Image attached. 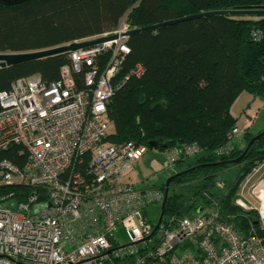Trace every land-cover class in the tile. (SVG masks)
I'll return each instance as SVG.
<instances>
[{"label":"built area","instance_id":"1","mask_svg":"<svg viewBox=\"0 0 264 264\" xmlns=\"http://www.w3.org/2000/svg\"><path fill=\"white\" fill-rule=\"evenodd\" d=\"M131 29L125 15L114 30L74 41L115 36L68 52L56 80L35 74L0 91V264H264V194L253 207L244 194L264 188V175L251 180L261 167L236 203L257 212L263 236L214 208L163 219L153 233L149 209L161 212L164 187L131 172L151 149L108 140V102L146 72L142 63L123 71ZM242 132L236 124L230 141ZM13 149L22 163L2 156ZM156 150L169 166L201 152L196 143ZM23 187L39 191L18 201L12 188Z\"/></svg>","mask_w":264,"mask_h":264},{"label":"trees","instance_id":"2","mask_svg":"<svg viewBox=\"0 0 264 264\" xmlns=\"http://www.w3.org/2000/svg\"><path fill=\"white\" fill-rule=\"evenodd\" d=\"M214 10H264V0L0 2V52L43 50L112 31L125 15L132 28H142ZM128 44L131 52L123 71L142 63L146 72L130 79L108 102L113 123L108 140L147 146L158 141L162 151L196 143L201 152L193 161L175 164L179 174L170 183L164 219L214 208L245 235L252 230L263 236L257 212L243 209L236 199L241 184L264 162V135L240 161H232L264 129L247 130L242 146L230 141L229 134L238 123L231 107L243 92L260 97L264 107V15L205 16L131 35ZM68 61L64 53L1 67L0 91L35 74L46 82L56 80ZM2 156L23 162L15 149ZM181 187L187 191H177ZM12 190L18 201L39 191Z\"/></svg>","mask_w":264,"mask_h":264},{"label":"water","instance_id":"3","mask_svg":"<svg viewBox=\"0 0 264 264\" xmlns=\"http://www.w3.org/2000/svg\"><path fill=\"white\" fill-rule=\"evenodd\" d=\"M22 0H0V2H3L5 4H14L17 2H21ZM210 15H231V16H258V15H264V10H214V11H206V12H201L197 14H192V15H187L178 19H173L169 21H165L163 23L157 24V25H151V26H146L142 28H133L128 32V35H134L140 32L144 31H152L155 30L159 27L162 26H167V25H173L178 22L182 21H187V20H193L196 18H201L205 16H210ZM115 36H108V37H100L97 39L93 40H87V41H81V42H71L68 44H63L60 46L48 48V49H43V50H37V51H30V52H0V68L5 67V66H11V65H16L19 63H24L28 61H33V60H39L43 59L46 57L58 55V54H64L68 53L70 51H74L79 48H84V47H89L93 46L95 44H98L100 42L106 41L108 39H112ZM264 135V130L260 132L259 134L255 135L254 137L251 138L249 141L244 153L237 159L233 160V163H237L240 161V159L244 156V154L247 152V150L250 148V146L259 139L261 136ZM149 146L155 149L159 148V142L158 141H151L149 143ZM179 173H174L170 177H168L164 183V198L163 202L161 204V212L157 221V224L155 225L153 233L157 231L159 228L161 222L164 219V209H165V204L168 198L169 194V186L173 178H175Z\"/></svg>","mask_w":264,"mask_h":264},{"label":"rangeland","instance_id":"4","mask_svg":"<svg viewBox=\"0 0 264 264\" xmlns=\"http://www.w3.org/2000/svg\"><path fill=\"white\" fill-rule=\"evenodd\" d=\"M253 18H256V16H253ZM253 99L254 102V108H255V117L252 116H246L248 119L247 122H245V117H242V113L244 109L248 106L249 101ZM262 99L260 97H255L251 95L248 92H243L235 101V103L231 107V113L238 118V126L243 129V132L241 135H239L238 140L241 139L242 136L247 130L253 129V132H258L261 129H264V107L261 106L260 102ZM263 102V101H262ZM247 125V126H246ZM245 127V128H244ZM110 132H113V123L110 125ZM243 143H241V146ZM189 163L193 161V158H189ZM188 163H185V165L182 167V170L186 168ZM179 170V167L177 165L169 166L162 155L161 152H159L156 149H151L143 158L133 167L132 174L136 177L137 180L147 179L148 183H156L157 185H161L165 183L166 179L173 175L175 172ZM235 171L232 170L231 173H234ZM252 182H256V180H252ZM244 183V182H243ZM243 183L240 186V189L243 185ZM143 186V185H141ZM240 189L238 191V194L240 193ZM187 191L186 187H181L180 189L177 188V191ZM249 191L245 190V198L249 201L251 207H253L256 202L254 201V198L250 196L248 193ZM188 194L187 196H189ZM152 218L154 221H157L160 215V206L154 205L151 206L149 209ZM120 240L122 242H125V237H121Z\"/></svg>","mask_w":264,"mask_h":264},{"label":"crops","instance_id":"5","mask_svg":"<svg viewBox=\"0 0 264 264\" xmlns=\"http://www.w3.org/2000/svg\"><path fill=\"white\" fill-rule=\"evenodd\" d=\"M259 102H260L261 106L263 107V102L262 101H259ZM254 105L255 104L253 102V99H251V101H249L248 106L244 109V111L242 113V115H243L242 117H245L246 118V116H252V117H255L256 118V116H255L256 111H255ZM251 131H253V129H251ZM237 143H240L241 144L242 143L241 139L238 140ZM257 167H261L260 168V172L257 173L256 175H254L251 180L258 181V178L260 176L264 175V162L261 163L260 165H258ZM248 193L250 194V196L252 198H254V201L257 203V201H258L257 197H262L263 196V194H264V188H262L260 190H257L255 192V194L254 193L252 194L251 191L248 192Z\"/></svg>","mask_w":264,"mask_h":264}]
</instances>
